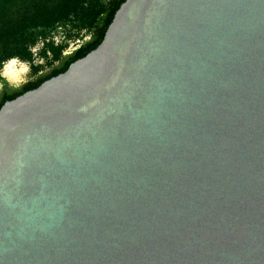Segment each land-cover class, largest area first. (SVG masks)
<instances>
[{"label":"water","instance_id":"95a60500","mask_svg":"<svg viewBox=\"0 0 264 264\" xmlns=\"http://www.w3.org/2000/svg\"><path fill=\"white\" fill-rule=\"evenodd\" d=\"M0 264H264V0H125L7 100Z\"/></svg>","mask_w":264,"mask_h":264},{"label":"trees","instance_id":"16d2710c","mask_svg":"<svg viewBox=\"0 0 264 264\" xmlns=\"http://www.w3.org/2000/svg\"><path fill=\"white\" fill-rule=\"evenodd\" d=\"M124 1L0 0V54L47 71L35 88L96 48Z\"/></svg>","mask_w":264,"mask_h":264},{"label":"flooded vegetation","instance_id":"af4514ba","mask_svg":"<svg viewBox=\"0 0 264 264\" xmlns=\"http://www.w3.org/2000/svg\"><path fill=\"white\" fill-rule=\"evenodd\" d=\"M14 59L18 61L15 57H2L0 54V85H3L2 89H0V108L7 100L13 99L25 91L32 89L40 77H44L47 73V71H41L40 73L29 74V71H27L15 77L13 73H17L19 71V65L24 63L18 61V64L13 65L11 71H9L8 65ZM6 72L8 73L7 77L4 75ZM12 79H18V85L10 84L9 80Z\"/></svg>","mask_w":264,"mask_h":264},{"label":"clouds","instance_id":"9594fccd","mask_svg":"<svg viewBox=\"0 0 264 264\" xmlns=\"http://www.w3.org/2000/svg\"><path fill=\"white\" fill-rule=\"evenodd\" d=\"M17 64H18V61L17 60H15V59L12 60L10 62V64L8 65L9 71H11L13 65H17ZM27 71H28V67L26 65H24V64H20L19 65V71L17 73H13V75L15 77H18L20 74L26 73ZM4 75H5V77H7L8 76V73L6 72V73H4ZM9 83L10 84H13V85H18L19 80L18 79H12V80H9ZM2 87H3V85H0V89H2Z\"/></svg>","mask_w":264,"mask_h":264}]
</instances>
